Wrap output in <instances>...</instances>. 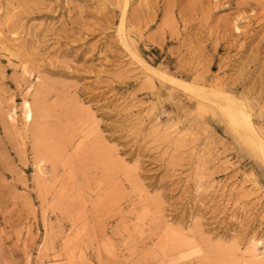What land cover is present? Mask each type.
Wrapping results in <instances>:
<instances>
[{
	"label": "rangeland",
	"instance_id": "1",
	"mask_svg": "<svg viewBox=\"0 0 264 264\" xmlns=\"http://www.w3.org/2000/svg\"><path fill=\"white\" fill-rule=\"evenodd\" d=\"M0 264H264V0H0Z\"/></svg>",
	"mask_w": 264,
	"mask_h": 264
}]
</instances>
